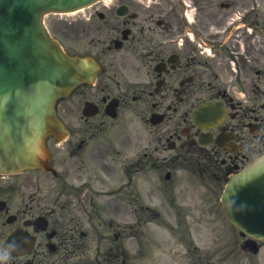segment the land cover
<instances>
[{
	"label": "flooded vegetation",
	"instance_id": "flooded-vegetation-1",
	"mask_svg": "<svg viewBox=\"0 0 264 264\" xmlns=\"http://www.w3.org/2000/svg\"><path fill=\"white\" fill-rule=\"evenodd\" d=\"M85 13L72 22V53L100 70L60 103L70 134L52 152L53 180L0 178V264L94 263L84 229L106 194L113 126L120 192L136 213L163 207L176 228L192 184L215 193L264 152V0H109ZM200 106L211 112L196 118ZM16 229L25 238L6 249Z\"/></svg>",
	"mask_w": 264,
	"mask_h": 264
},
{
	"label": "water",
	"instance_id": "water-1",
	"mask_svg": "<svg viewBox=\"0 0 264 264\" xmlns=\"http://www.w3.org/2000/svg\"><path fill=\"white\" fill-rule=\"evenodd\" d=\"M88 1L0 0V133L8 142L12 138L17 144L21 133L22 145L40 149L45 133L57 126L53 102L73 83V60L48 36L40 18L45 10L71 9ZM23 120L29 121L27 131L20 126ZM263 174L264 158L234 184L243 193ZM258 185L264 190V180Z\"/></svg>",
	"mask_w": 264,
	"mask_h": 264
},
{
	"label": "rangeland",
	"instance_id": "rangeland-1",
	"mask_svg": "<svg viewBox=\"0 0 264 264\" xmlns=\"http://www.w3.org/2000/svg\"><path fill=\"white\" fill-rule=\"evenodd\" d=\"M57 19H58V15H50L47 17L46 23L49 29L51 30V32L56 34L61 39L64 46L67 49H71L72 43H71V38L69 35L70 32L67 28L60 27L61 29L60 30L56 26H54L53 22H55V20ZM168 237H169L168 231H161L158 229H155L153 231L149 229V230H146V236H144L143 238H136L135 240L130 239L129 242L127 243V248L131 252L136 251L137 249L136 247L140 242H143L145 243L144 245H146V248L142 252L143 254H145V256L143 257L144 260H142L141 262H133L131 264H183L181 262H177V260L173 262L172 256L170 253H167V257H165L166 249L170 250L169 245L171 244V242L168 243V239H167ZM149 242H153L155 244H150ZM198 244L202 247L205 246L208 249L210 246H213L215 243L213 241H207L204 244H201V243H198ZM216 244L218 245V243ZM157 246H158V250H155V249L153 250L149 248V247L155 248ZM150 255L153 258H151ZM238 255H239L238 262L235 264H264V258H263L264 246H262L259 249V252L255 256H250V255L245 256V254H243L242 252H238Z\"/></svg>",
	"mask_w": 264,
	"mask_h": 264
},
{
	"label": "clouds",
	"instance_id": "clouds-1",
	"mask_svg": "<svg viewBox=\"0 0 264 264\" xmlns=\"http://www.w3.org/2000/svg\"><path fill=\"white\" fill-rule=\"evenodd\" d=\"M3 259H6V256L5 255L3 256Z\"/></svg>",
	"mask_w": 264,
	"mask_h": 264
}]
</instances>
